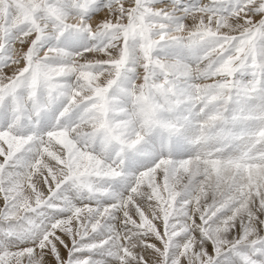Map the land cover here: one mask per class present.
<instances>
[{
    "label": "snow or ice",
    "instance_id": "1",
    "mask_svg": "<svg viewBox=\"0 0 264 264\" xmlns=\"http://www.w3.org/2000/svg\"><path fill=\"white\" fill-rule=\"evenodd\" d=\"M0 264H264V0H0Z\"/></svg>",
    "mask_w": 264,
    "mask_h": 264
}]
</instances>
